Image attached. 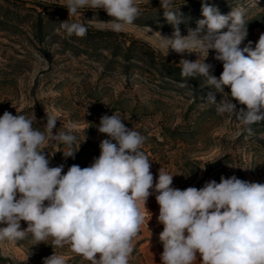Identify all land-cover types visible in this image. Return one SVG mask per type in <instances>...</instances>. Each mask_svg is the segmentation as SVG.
Listing matches in <instances>:
<instances>
[{"label":"clouds","instance_id":"9594fccd","mask_svg":"<svg viewBox=\"0 0 264 264\" xmlns=\"http://www.w3.org/2000/svg\"><path fill=\"white\" fill-rule=\"evenodd\" d=\"M159 3L173 31L171 36L158 32L157 44L166 55L171 49L181 56L178 86L189 88V78L203 77L204 86L214 89L206 102L251 133V125L264 121V33L254 47L248 41L241 48L248 36L243 11L221 14L216 5L201 0L203 18L182 35L181 5L174 0ZM60 6L69 18L87 9L94 13L103 9L111 19L104 22L94 15L98 26L116 33L140 16L136 0H66ZM69 18L60 27L69 36L84 37L87 26ZM210 50L222 63L219 78L212 74L214 64L206 62ZM185 53H196L197 58H183ZM202 53H206L203 59ZM226 86L230 93L224 91ZM217 92L222 95L219 102ZM232 100L246 107L237 109ZM58 120L46 114V124L40 128L34 126L35 114L5 111L0 116V241L15 244L30 235L38 245L51 238L53 254L42 264H66L55 251L64 246L90 264H129L135 238L150 213L146 203L155 195L157 222L163 225L161 264H195L197 257L200 264H264V183L232 175L221 176L219 183L207 181L199 189L181 190L173 187L175 175L161 167L154 183L151 159L142 150L147 137L114 113L102 115L97 125L98 132L108 137L99 143L100 155L87 167L73 164L64 172V164L50 166L44 146L51 142L66 146L68 151H62L66 160L75 159L81 144L73 150L78 139L75 123L54 132Z\"/></svg>","mask_w":264,"mask_h":264},{"label":"rangeland","instance_id":"374dc122","mask_svg":"<svg viewBox=\"0 0 264 264\" xmlns=\"http://www.w3.org/2000/svg\"><path fill=\"white\" fill-rule=\"evenodd\" d=\"M39 1L58 6L66 3V0ZM186 1L188 0H174V3L180 5ZM136 2L140 7V16L132 26L122 32L147 43L165 61L177 65L181 56L171 49L166 55L165 50L157 44L158 32L171 36L173 31L164 16L156 10H162L159 0ZM236 5L232 4L230 11L236 9ZM239 10L244 13L248 30V36L240 47L243 48L248 41H252L254 47L260 34L264 33V0H249ZM89 11L91 10H85ZM257 14H260V18L254 22L249 20ZM91 25L101 28L98 23ZM196 26L195 23L187 22L179 25L182 35H186L189 28L195 29ZM102 29L109 27L104 26ZM16 51L21 54L19 57L25 59V67L29 71L18 75L16 83L7 82L8 84L0 87V101H9V112L13 115L35 105L41 115L57 116L59 120L54 132L66 131L75 123L78 139L73 150L81 144L78 151L82 153V149H90L88 142L99 144L101 140L107 139L106 134L98 132L97 125L102 115L114 113L124 120L127 127L147 137L142 150L151 159L150 171L154 176V183L160 167L175 175L173 187L181 190L190 186L199 189L207 181L215 180L219 183L221 176L228 178L232 175L249 182L264 183V148L235 143L241 138V124L230 114H219L215 105L206 102L207 94L213 90L202 92L198 101H194L185 89L180 92L168 90L157 93L153 85L143 79L128 80L115 72H103L102 66L96 63L79 62L67 55H55L52 66L48 67L38 53L32 52L26 56L18 45L11 43L1 33L0 76L9 77V70L5 65L12 56L18 57ZM204 55L206 53L201 54V59ZM215 55V51L210 50L206 62L214 64V71H222V63L214 60ZM183 58L194 61L197 54L185 53ZM221 98V93L217 92V102ZM232 102L239 107L237 101ZM36 121L41 127L46 124V119L37 118ZM175 129L183 132L185 143L170 140L169 137ZM259 139L264 141L262 137ZM50 144L55 152L68 151L66 146H58L57 142L45 146ZM225 155H230L233 162L212 169L205 180L201 181L208 165ZM21 227L26 228L27 224L21 221ZM30 245L32 243L26 245L23 241L15 244L0 241V264H42L43 260L36 257L35 246ZM69 250L71 251L68 246H64L58 252L65 257L66 264H72L68 260L77 255ZM136 254L134 241V252L130 256L129 264L137 263Z\"/></svg>","mask_w":264,"mask_h":264},{"label":"trees","instance_id":"16d2710c","mask_svg":"<svg viewBox=\"0 0 264 264\" xmlns=\"http://www.w3.org/2000/svg\"><path fill=\"white\" fill-rule=\"evenodd\" d=\"M248 1L208 0V3L216 5L221 14H228L232 4H237L236 9H240ZM180 5L184 22L196 24L198 19L203 18L201 15V0H188ZM156 10L158 14L163 15V9L156 8ZM94 15L104 22L111 19L103 9L97 10L95 13L92 10L89 12L84 11L83 15L78 14L69 18L65 7L43 1L0 0V33L11 43L18 45L25 52L26 56L32 52L38 53L48 67L52 66L55 55H67L69 58H73L79 62L96 63L102 66L103 72H115L128 78V80L129 78L143 79L145 82L153 85L157 93L167 92L168 90L180 92L182 89H185L194 101H198L202 92L209 89L214 91V89L204 86L205 80L203 77L189 78L187 80V84L191 90L179 87L178 82H182L180 66L165 61L147 43L134 39L126 33H116L110 29L93 27L91 23H98ZM68 18L70 22L76 20L86 25L88 28L87 34L84 37H77L74 34L69 36L59 24ZM257 18H260V14L252 16L249 20L254 22ZM19 56L21 54L18 52V57L12 56L5 65V68L9 70V77L0 76V87L8 84L7 82L11 84L16 83L18 75L29 71V68L25 67V59ZM221 73L222 71H213L212 74L219 78ZM224 91L230 93V89L227 86ZM8 103V100L0 101V116L5 111L9 112ZM241 107L246 106L239 104L237 109ZM36 108L35 105L26 107L14 113V115L18 113L31 117L35 114L36 119H46V116L38 113ZM34 126L42 128L37 123ZM251 128L252 132L248 133L241 125V138L235 141V143L246 145V147L257 146L264 148V141L259 139V137L264 138V121L261 124L251 125ZM182 133L178 129H175L169 138L170 140H178L185 143ZM87 144L90 149L86 151L82 149V153L76 152L75 159L68 158L65 160L63 153L53 151L52 144L44 146V150L46 155L50 156V166L64 164V172H66L68 167L73 164H77L81 168L87 167L92 163L94 157L100 155L99 144L89 142ZM232 162L231 156L225 155L210 163L201 181L205 180L212 169L223 167ZM23 242L26 245L32 243L35 246L36 257L40 260H43V258L53 252L52 246L48 245L52 242L51 238L46 242L48 244L40 243L34 245L29 235ZM60 249L59 247L55 248V251L57 253L61 252ZM69 252L73 251L69 250ZM68 261L72 264H77L78 262L89 263V261L80 255L71 256Z\"/></svg>","mask_w":264,"mask_h":264},{"label":"crops","instance_id":"0c3cea01","mask_svg":"<svg viewBox=\"0 0 264 264\" xmlns=\"http://www.w3.org/2000/svg\"><path fill=\"white\" fill-rule=\"evenodd\" d=\"M146 208L152 213V217L150 219V213H147L150 219L149 225L144 224L135 238L136 264H161L160 256L163 252V246L159 241V233L163 230V225L157 222L159 205L155 200V195L148 198ZM195 264H200L199 257H197Z\"/></svg>","mask_w":264,"mask_h":264},{"label":"built area","instance_id":"2783aa9c","mask_svg":"<svg viewBox=\"0 0 264 264\" xmlns=\"http://www.w3.org/2000/svg\"><path fill=\"white\" fill-rule=\"evenodd\" d=\"M148 219H149V215L146 213V220H145V224H148V225H149V221H148ZM147 221H148V223H147Z\"/></svg>","mask_w":264,"mask_h":264}]
</instances>
